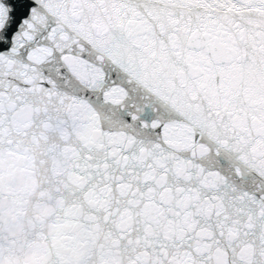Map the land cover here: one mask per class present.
<instances>
[{"label":"snow or ice","instance_id":"1","mask_svg":"<svg viewBox=\"0 0 264 264\" xmlns=\"http://www.w3.org/2000/svg\"><path fill=\"white\" fill-rule=\"evenodd\" d=\"M0 264H264V0H0Z\"/></svg>","mask_w":264,"mask_h":264}]
</instances>
